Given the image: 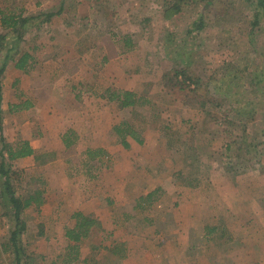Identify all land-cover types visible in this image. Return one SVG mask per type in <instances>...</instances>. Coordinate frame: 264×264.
I'll list each match as a JSON object with an SVG mask.
<instances>
[{"label": "rangeland", "instance_id": "1", "mask_svg": "<svg viewBox=\"0 0 264 264\" xmlns=\"http://www.w3.org/2000/svg\"><path fill=\"white\" fill-rule=\"evenodd\" d=\"M38 1L39 5H34ZM17 2L25 5L26 15L57 12L60 8L61 13L24 35L21 50L32 55L35 65L24 73L23 81L8 75L1 85L5 119L1 133L5 143L14 147L27 139L32 140L35 147L33 158L24 161L22 166H15L19 173L14 182L16 195L26 197L34 189L53 192L60 183L53 177L52 183L44 185V175L49 170L54 174L59 169L68 176L69 182L64 186L68 191L92 187L94 178L97 180L103 169L111 176L128 174L130 177L126 172L130 169L129 158L136 156L138 150L136 153L131 148L125 149L127 170L123 165L118 167L117 152H105L100 157L101 164L96 160L87 164L83 152L88 145L122 148L112 128L119 123H129L137 133L146 135L145 145L166 149L159 154L161 168L156 170L163 169L173 175L182 169L181 175L186 176L187 181L181 183L190 181L192 186H198L206 178L208 182L202 187L207 192L214 190V179L224 177L221 186L226 198L213 210L206 204V210L217 217V225L224 227L222 238L225 240H230L227 228L231 218L235 219L238 212L248 206L246 195L257 201L258 208L264 207V160L261 161L264 157V99L257 102L254 119L245 121L229 113V105L219 98L221 94L214 91L212 82L222 73L223 64L240 69L250 67L249 71L264 68V18L248 36L250 24L244 22H252V14L245 2L218 0L204 13L207 26L190 37L184 36V26L197 11L186 9L170 24L162 18L164 0ZM5 5L8 4L0 0V6ZM0 31L5 30L0 28ZM169 33L174 34L172 39ZM124 36L130 37L134 48L122 53L123 46L117 41ZM178 49L191 62V71L203 82L212 78L208 87L200 86L191 91V86L173 85L171 78L162 80L164 73L172 74L174 69L180 68L174 54ZM107 87L134 91L149 103L134 109H120L99 97ZM260 88L264 91V82ZM249 97L252 99V92ZM8 101L27 102L29 108L21 116L7 114ZM68 130L82 131V136L65 150L59 139ZM45 147L48 149L43 150ZM146 154L151 157L154 153ZM169 159L175 165L166 168ZM230 178H234L235 184ZM231 192L239 193V200L227 198ZM40 207L28 209L21 215L26 225L21 243L26 253L33 255L28 260L30 264H51L65 253L66 242L62 233L54 231L53 221L49 219L53 206L47 207V216L43 211L40 214ZM5 209L0 197V264H11L12 253L2 252L1 248L13 228L11 218L2 216ZM62 220L65 222L66 214ZM212 220L207 222V227L213 225ZM257 222L264 223V218ZM45 224L47 237L40 241L38 233L43 229L44 234ZM212 234L208 233L214 239ZM92 246L88 241L83 243L87 256ZM91 254L93 258L98 257L99 251ZM56 263L61 264L60 259ZM195 264H199V259Z\"/></svg>", "mask_w": 264, "mask_h": 264}, {"label": "crops", "instance_id": "2", "mask_svg": "<svg viewBox=\"0 0 264 264\" xmlns=\"http://www.w3.org/2000/svg\"><path fill=\"white\" fill-rule=\"evenodd\" d=\"M0 33L6 32L0 31ZM8 75L15 76L19 81H23L25 77L24 72L15 69L12 62L5 67L1 76V85L4 84L5 79H8ZM8 104L18 103L8 101ZM0 108L3 110L1 101ZM28 108L11 113V115L21 116ZM9 113L7 109V114ZM3 115L4 111H2L1 131L5 125ZM73 132L76 138L82 136V131ZM63 134L60 136L59 144L62 149L68 150L72 146L65 148L62 143ZM24 140L28 141L35 153L32 140L22 139ZM141 140L139 144L132 139H127L128 148L112 149L100 144L88 145L83 150L85 152L87 149L99 148L104 152L103 156L105 152L106 154L117 152L121 158L117 161L118 167L123 165L126 170L125 149L131 148L136 150V153L138 150L136 156L129 158L130 169L126 172L131 174L130 177L128 174L111 176L109 171L103 169V173L97 180L94 178L95 183L92 187H88L87 184L88 189L76 187L68 191L69 189L64 187L69 182L68 176L59 169H56L54 174L53 170H49L44 175V185L52 183L53 177L59 180L56 183L63 184L62 186L56 185L55 189L51 188L53 192L41 190L43 203L40 207V214L45 212L47 216V207L53 206V215L48 213V216L53 221L54 231L62 233L64 237L65 230L74 226L71 215L76 212L88 215L98 223L79 243L78 259L66 264H195L198 263V259L199 264H264V223L257 222L258 219L262 221L264 218V207L258 208L255 205L257 201L246 195L248 206L244 207L242 212L239 211L235 219L231 218L230 227L227 228L230 240H225L222 238L224 227L217 225V217L206 210V204L210 205V209H216L217 204L220 206L226 198L223 196L224 188L221 186L224 177L218 176V181L214 179L216 185L214 190L209 192L202 187L207 181L206 178V181L201 180L198 186H192L190 181L181 183L187 181L186 176L181 175L184 170L181 169L173 175H169L163 169L156 170L159 167V154L166 149L157 145H145L147 137L144 133L141 135ZM47 149L48 147H45L43 150ZM149 152L154 154L150 157L146 154ZM33 155L11 162L12 170L17 171L15 166H22V163L33 158ZM134 157H136L135 161ZM101 160L102 158H99L96 163L101 164ZM94 161L88 160L87 164ZM167 162L166 168L174 167L175 163L170 159ZM114 168L117 172V167ZM85 174L87 175V172ZM230 180L235 184L234 178ZM180 185H185V187ZM152 194L153 196L148 199V196ZM239 197L237 192L227 195V198L234 201L239 200ZM65 214L66 220L63 222L62 216ZM241 214L244 216H240ZM210 220L213 221L211 223L213 225L207 227V222ZM40 231L41 234L38 236L41 241L47 237L46 224L44 234L43 229ZM208 233H213L214 239L210 238ZM85 241L93 245V252L99 251L98 257L93 255L95 256L93 258L92 251L89 256L86 255V251L82 248ZM65 242L67 245L66 239ZM64 257V254L56 257L55 262L51 264H57V259H60L61 264H65L62 261ZM195 257H198L197 262L194 261Z\"/></svg>", "mask_w": 264, "mask_h": 264}, {"label": "trees", "instance_id": "3", "mask_svg": "<svg viewBox=\"0 0 264 264\" xmlns=\"http://www.w3.org/2000/svg\"><path fill=\"white\" fill-rule=\"evenodd\" d=\"M8 5L0 6V28L6 33L0 34V101H1V76L5 70L6 65L12 62L15 69L24 73L29 72L35 65L34 59L27 51H22L21 43L26 33L32 29L47 23L54 16L61 13V8L57 12L37 13L26 15L27 10L25 5L18 3L17 0H1ZM247 4L251 11L252 22L245 21L250 24L248 36L252 34V29L259 25V22L264 18V0H242ZM218 0H164V7L162 10V18L167 20L170 24L181 17V13L186 9L197 11L190 19L187 20L184 31L185 37H190L193 33L201 32L208 24L205 18V11L213 7V4ZM36 6L39 1L35 2ZM224 11L220 14L223 15ZM196 15V17H194ZM248 20V19H247ZM169 38L174 37L173 33H169ZM118 44H122V53L128 52L134 48L130 37L124 36L119 39ZM180 47V45L178 46ZM175 60L180 63L179 69H174L172 74L166 72L162 75V80L165 82L172 79L176 85H185V87H192L194 91L200 86L208 87L211 82L209 77L205 82L195 72L191 71V62L183 57V53L179 49L175 51ZM105 58L104 60H107ZM222 73L214 81V91L220 93L219 98L222 102L229 105V113L243 117L245 121H251L255 117L257 102L264 99V91L261 90L260 85L264 82V68L260 67L249 71L250 67L238 68L232 65L223 64L221 66ZM178 78L180 82H178ZM216 80V81H215ZM172 85V86H173ZM167 86V84H166ZM226 90V93L223 92ZM250 92L253 93L250 99ZM101 99L109 103H115L120 109H134L149 103V101L140 96L138 93L125 89H114L107 87L100 95ZM227 98V99H226ZM29 107L27 102L18 104H8L7 109L10 113L20 112ZM2 124V110L0 108V197L3 200L5 211L2 216L11 218L13 221V228L9 230L7 241L1 246L2 252H11L13 260L11 264H29L32 254H27L21 243V236L25 232L26 225L21 215L28 209H38L43 203L42 191L34 189L26 197L16 195L14 182L19 177L18 171L12 170L11 162L16 159L25 158L33 155V149L28 141L24 140L11 147L5 143L1 133ZM119 143L122 147L127 148V139L130 138L135 142L141 144V135L137 133L134 127L129 123H119L113 128ZM76 136L72 130L66 131L62 136V143L65 148L74 145ZM257 148V146H256ZM103 151L100 149H87L84 156L89 161L98 160ZM264 157H261V161ZM260 162V161H259ZM258 162V163H259ZM257 163V164H258ZM154 194V193H153ZM152 195L148 196V199ZM71 218L74 220V226L66 229L64 238L67 241L65 247L63 263H70L79 257V243L86 238L90 230L97 226V221L88 215H83L80 212L73 213ZM10 220V219H9ZM41 234V231L40 233Z\"/></svg>", "mask_w": 264, "mask_h": 264}]
</instances>
